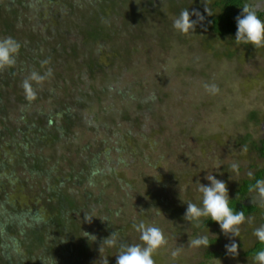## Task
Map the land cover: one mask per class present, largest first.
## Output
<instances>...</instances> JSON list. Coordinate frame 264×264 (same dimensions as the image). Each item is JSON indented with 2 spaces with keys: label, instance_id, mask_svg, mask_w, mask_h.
<instances>
[{
  "label": "rangeland",
  "instance_id": "374dc122",
  "mask_svg": "<svg viewBox=\"0 0 264 264\" xmlns=\"http://www.w3.org/2000/svg\"><path fill=\"white\" fill-rule=\"evenodd\" d=\"M95 1L40 0V8L48 9L44 20L28 9L26 24L14 31L22 30L19 36L25 38L32 35V30L49 34L44 27H52L56 37L45 46L43 54L50 52L52 62L58 55L61 61L55 49L60 52L63 41L69 37L80 44L87 22L82 19L76 32L67 19L57 18L56 12L63 5L70 8L72 3L82 11H91ZM151 1L135 0L133 7L128 8L120 1L114 6L110 3L101 6L106 15L111 12L103 19L109 43L102 47L98 59L101 64H111V71L95 77L89 85L93 95L89 115L106 116L111 132L102 136L106 146L99 157L102 173L94 176L98 179L97 188L79 192L91 190L100 202L95 204V198L90 196L95 208L84 210V215L89 220L93 218L89 222L80 216V222L90 223L95 232H99L103 223L114 231L124 227L127 232L130 225L140 221L161 228L167 244L155 253V264H253V257L245 253L255 245L257 238L253 232L261 226L262 214L249 217L251 222L240 226L239 237H231L220 227L203 230L200 228L203 223L197 226L187 220H176L169 211L176 208L186 212L189 202L201 205L199 187L200 183L209 184L205 179L208 174L223 180L232 197L239 183L250 177L249 172L254 175L257 167H264V160L256 151L249 152L246 144L249 138H264V47L238 45L235 36L221 37L205 31L201 14L204 5H212L215 0H178L174 4L165 0L151 4ZM257 2L251 0L250 4ZM185 10L195 23L188 33H181L173 27V22ZM13 18L5 12L0 15V28L10 24ZM61 31L66 35L63 39L57 36ZM116 47L118 53L114 51ZM83 49L80 56L88 57L89 53ZM114 56L113 62H109ZM68 59L71 64L79 60ZM65 75L71 82L79 80L76 72ZM107 83H113L114 90L103 95L101 91ZM211 84L217 85L219 92L207 91L205 85ZM76 87L86 88L80 80ZM153 93L157 99L151 115L145 100ZM21 110L18 108L13 116ZM254 112L258 119L252 121ZM82 139V142L93 140L86 132L82 133ZM75 156L77 159L78 155ZM233 164L238 170L232 168ZM175 172L181 177L179 182L174 179ZM249 202L264 210L257 202L256 192ZM194 229H198L196 235ZM200 235L219 238L213 249L226 256L207 260L206 248L189 246V241ZM233 240L239 246L237 256L225 249ZM131 243L136 244V237ZM176 248L182 251L173 256ZM90 255L84 263L108 264L117 252L101 249L97 254L93 250Z\"/></svg>",
  "mask_w": 264,
  "mask_h": 264
},
{
  "label": "trees",
  "instance_id": "16d2710c",
  "mask_svg": "<svg viewBox=\"0 0 264 264\" xmlns=\"http://www.w3.org/2000/svg\"><path fill=\"white\" fill-rule=\"evenodd\" d=\"M33 1L37 3L29 4L27 0H7L3 3L4 0H0V15L3 16L5 12V15L14 17L10 24L0 28V39L11 37L21 46L16 63L0 68V264H86L85 258H91L93 250L96 254L101 249L117 254L119 250L103 242L114 232L112 228L103 223L99 232H95L90 223L80 222V216H87L84 210L92 207L89 197L94 195L91 190L82 194L79 192L89 187L97 188L98 179L94 176L95 173H102L99 157L101 149L106 146L102 136L111 132L106 116L100 113L89 115L93 108L89 102L93 96L89 85L95 77L111 71V64H101L98 59L102 47L109 43L106 41L108 35L103 19L111 12L106 15L101 6L106 3L114 6L120 1L128 8L133 7L135 0H97L90 6L91 11L78 9L76 3L70 4V8L63 5L56 12L57 18L67 19L66 22L76 32L82 19L87 22V27H84L81 35L84 39L80 40V44L69 37L63 41L65 44L60 52L55 49L61 55V61L56 55L52 59L57 60L53 62L50 52L46 56L43 54L45 46L56 37L52 27H44L49 34L32 30V35L25 38L19 36L22 30L14 31L16 27L21 28L26 24L28 9L44 20L43 15L48 9L40 8V0ZM154 1L157 2L152 0L151 4ZM165 1L174 4L178 0ZM250 1L215 0L212 5H208L209 8L204 5L201 14L203 29L221 37L235 36L236 17L242 14V8ZM98 2L99 6L96 7ZM258 16L263 20L264 12L258 11ZM58 35L61 39L66 37L62 31ZM80 45L84 51L87 50L88 57L80 56ZM114 51L119 52L117 47ZM68 57L79 60L75 59L77 62L72 65ZM115 57L108 61L113 62ZM72 72L78 74L77 78L86 88L76 87L79 80L71 82L67 79L65 73ZM33 74L42 79H33ZM25 81L31 85L30 90L24 87ZM114 86L113 83H107L101 93L105 95L112 92ZM153 96L149 98L153 101L151 104L146 103L149 99L145 100L151 115L157 99V95L153 93ZM18 108L22 109L21 113L13 116ZM255 118L258 119L257 112L251 116L252 121ZM106 129L109 131L106 132ZM84 132L90 133L93 140L82 142ZM246 144L249 152L256 151L264 160V138H249ZM75 154L78 155L77 159ZM180 178L175 172L176 182ZM257 179H264V167H257L252 177L244 178L239 183L236 193L230 197V206L235 210H243L246 217L262 214L261 225H264V210L249 202L255 192L252 189ZM94 198L95 204H98L100 199ZM175 209L169 211L172 217L185 221V211ZM174 226L170 227L171 231ZM214 227H219L218 223L205 220L200 228L205 230ZM197 230L195 233L192 231L194 235ZM116 232L121 243L132 244L133 237H136V243H142L140 233L132 225L127 232L124 227ZM209 241L207 260L226 256L213 249L220 242L219 238L210 237ZM261 248L264 245L256 240L245 255L254 257ZM108 264H116V257Z\"/></svg>",
  "mask_w": 264,
  "mask_h": 264
},
{
  "label": "clouds",
  "instance_id": "9594fccd",
  "mask_svg": "<svg viewBox=\"0 0 264 264\" xmlns=\"http://www.w3.org/2000/svg\"><path fill=\"white\" fill-rule=\"evenodd\" d=\"M261 6H264V0H258L255 4H245L242 8V14L236 17L235 42L238 45L264 47V20L258 16ZM194 23L195 21L190 19V13L185 10L174 20L173 27L178 32L188 33L193 28ZM20 47V44L11 37L0 39V68L16 63ZM33 79H42V77L33 74ZM24 87L31 89V85L27 81H25ZM205 87L210 93L219 92V87L215 84L205 85ZM232 168L238 170L236 164H233ZM248 175L252 177L253 173L249 172ZM205 179L209 184L200 183L201 205L187 203L185 220L195 223L197 226L204 223L205 220H212L218 223L221 231L226 236L239 237L240 226L246 221L251 222V218L246 217L243 210H235L230 206L228 187L223 180L218 179L213 174L206 175ZM252 190L256 192L257 202L264 206V179H257ZM116 215L119 216L120 213L117 212ZM85 218L91 222L93 217L90 220L87 216ZM132 227L140 233L139 239L142 243H121L116 231L103 241L108 247H118V254L115 255L116 264H155V253L167 244L162 229L145 221L134 223ZM253 235L261 245H264V225L256 228ZM209 245L210 241L207 235H200L189 241L191 247L208 248ZM238 247L234 240L232 243L225 245L226 252L232 256L239 254ZM181 251L182 249L176 248L173 250L172 255L178 256ZM253 264H264V248L255 252Z\"/></svg>",
  "mask_w": 264,
  "mask_h": 264
},
{
  "label": "flooded vegetation",
  "instance_id": "af4514ba",
  "mask_svg": "<svg viewBox=\"0 0 264 264\" xmlns=\"http://www.w3.org/2000/svg\"><path fill=\"white\" fill-rule=\"evenodd\" d=\"M259 11H262V12H264V10H259ZM264 20V19H263Z\"/></svg>",
  "mask_w": 264,
  "mask_h": 264
}]
</instances>
